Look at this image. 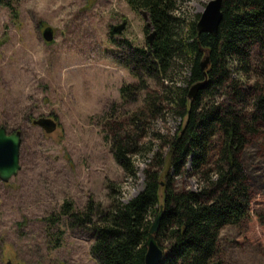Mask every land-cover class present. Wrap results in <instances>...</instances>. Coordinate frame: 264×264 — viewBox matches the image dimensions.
<instances>
[{"label": "rangeland", "instance_id": "rangeland-1", "mask_svg": "<svg viewBox=\"0 0 264 264\" xmlns=\"http://www.w3.org/2000/svg\"><path fill=\"white\" fill-rule=\"evenodd\" d=\"M207 2L179 0L178 12L196 22ZM15 5L14 18L0 5V126L20 132L19 169L0 181V264H97L87 234L69 227L62 216L50 223L62 202L75 210L89 198L102 207L110 195L126 202L141 190L154 153L163 160L161 182L169 174L175 189L196 190L210 174L212 158L202 173L188 164L173 173L167 140L185 118L165 102L146 112L139 132L128 125L145 91L121 98L119 87L136 80L114 61L118 49L108 31L124 20L112 37L144 46L150 29L124 0H16ZM45 27L52 30L48 42L42 37ZM171 76L186 86L188 68L180 64ZM146 85L148 93L160 95L156 81L147 79ZM38 117L51 118L55 129L46 133L33 124ZM129 129L142 147L132 156L134 177L115 163L110 144L113 132ZM262 130L248 138L240 155L250 191L248 215L220 229L218 264H264Z\"/></svg>", "mask_w": 264, "mask_h": 264}, {"label": "trees", "instance_id": "trees-1", "mask_svg": "<svg viewBox=\"0 0 264 264\" xmlns=\"http://www.w3.org/2000/svg\"><path fill=\"white\" fill-rule=\"evenodd\" d=\"M124 1L131 10L146 13L154 32L150 44L136 46L114 39L115 32L108 31L118 49L114 61L136 80L119 87L121 98L145 91L142 107L128 125L139 132L146 112L165 102L185 118L167 140L173 173L185 164L195 173L203 172L210 158L212 168L198 189H175L169 174L159 180L163 160L154 153L135 196L122 203L110 195L106 207L89 198L77 210L65 201L50 223L62 216L69 227L87 234L88 251L97 264H144L149 218L161 206L153 234L163 251L158 264H218L220 229L248 215L250 191L241 152L248 138L264 127V0H221L215 34L197 32L196 22L178 12L179 0ZM15 4L16 0H0L13 18ZM204 56L208 61L201 69ZM180 64L188 68L186 86L176 85L171 76ZM147 79L156 81L160 95L146 91ZM202 80L204 85L190 99L189 86ZM137 135L130 129L111 135L112 157L129 177L135 176L132 156L142 149Z\"/></svg>", "mask_w": 264, "mask_h": 264}, {"label": "water", "instance_id": "water-1", "mask_svg": "<svg viewBox=\"0 0 264 264\" xmlns=\"http://www.w3.org/2000/svg\"><path fill=\"white\" fill-rule=\"evenodd\" d=\"M221 0H208L203 10L199 13V17L195 23L197 32H206L215 34L218 23L221 18L220 12ZM142 18L146 21L145 26L149 27L147 15L144 11H138ZM125 21L122 20L120 24L111 26V30L115 33L120 32L124 27ZM154 32L150 30L149 34L145 36L146 42L151 43ZM43 39L48 42L52 39V30L50 27H45L42 30ZM208 58L204 56L200 62V68L206 67ZM204 85V80L191 84L187 91V96L191 99L195 96L197 91ZM33 124L41 127L46 133L55 129V122L49 117H38L32 121ZM20 144V132L18 130L7 131L3 126H0V181L6 182L11 176H14L19 169L18 164V149ZM161 217V206L151 223L147 237L145 240L146 250L144 253V264H158L162 258L163 251L154 240L153 234L158 227ZM3 264H19L5 261Z\"/></svg>", "mask_w": 264, "mask_h": 264}]
</instances>
